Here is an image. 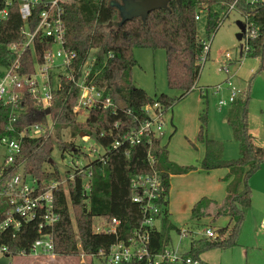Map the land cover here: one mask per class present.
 I'll return each instance as SVG.
<instances>
[{"label": "trees", "instance_id": "1", "mask_svg": "<svg viewBox=\"0 0 264 264\" xmlns=\"http://www.w3.org/2000/svg\"><path fill=\"white\" fill-rule=\"evenodd\" d=\"M2 1L0 0V8L3 6ZM41 1L33 8V14L27 21L31 30H35L45 7V0ZM111 1L63 0L62 5L66 46L78 54L71 70L79 75L88 56L95 50L96 59L92 65L90 80L103 92L105 98L112 100V106H94L86 111L84 119H80L81 112L74 110L80 88L64 76L54 91L49 112L27 90L23 91V98L17 106L0 102V140L9 135L15 137L21 145L14 163L7 164V157L0 167V186L21 170L33 176L40 187H47L53 182L59 183L55 192V211L59 219L54 225H47L42 213H39L31 220L19 217L22 223L20 230L7 229L0 233V243L9 247L11 258L22 251H30L32 243L43 235L53 237L56 254L78 253L79 245L73 229L71 207L76 210L74 216L82 251L88 255L107 257L115 243L128 242L140 227L145 214L132 199L131 178L136 174L151 173L153 166L160 171L165 189L159 218L164 219L165 226L169 224L166 228H155L151 232L150 250L159 252L170 245L167 229L174 228L169 220L168 209L170 178L172 175L188 173L196 167L178 165L169 159L164 132L151 137V143L143 141L133 145L128 154L124 147L114 148L115 141L121 140L147 117L145 105L158 100L168 109L175 100L167 94L153 98L134 83L132 69L137 64L134 49H164L169 85L181 90L180 98H183L197 88L203 66L204 48L198 30L197 13L202 5H208L210 12L207 15L206 31L210 37L220 27L219 12L216 9L227 7L233 0H172L167 9L153 11L146 21L135 18L121 25L118 24L119 11L111 6ZM20 3V0H15L10 8L9 19L0 22V67L5 69L4 72L0 71V77L17 58L18 50L24 48L20 55L21 73L30 74L35 72L36 66L43 62L45 52L52 47L50 38L41 34L35 36L31 45L25 46L27 36L22 32L25 22L20 15ZM246 10L250 19L256 23L258 32L257 37L250 42L254 50L252 54L260 58L259 71H264V6L248 7ZM12 44L17 45V50L10 48ZM249 100L250 94L245 91L231 104L227 115L234 138L240 144L237 159L226 160L222 156L223 143L200 134L206 144L203 170L208 172L217 168L228 169L223 178L226 182V200L218 208L214 219L225 215L229 219L227 226L213 228L216 237L203 234V238L191 241L188 253L182 254L184 257L198 259L201 264H208L201 260L202 252L214 247L228 248L235 244L246 212L252 206L249 181L264 162V146L248 130ZM31 125H38L41 134L31 135L27 130ZM51 126L56 127L62 156L69 152L77 158L89 159L74 171L73 178H70L71 170L61 172L52 157L54 146L51 135L48 134ZM65 129H70L72 138L85 135L95 139L103 149V159L99 156L89 157L74 139L68 142L62 139L61 142ZM149 152L153 155L154 164L149 158ZM87 184L89 189H86ZM212 203L216 204V201L207 197L197 201L192 209V218L201 220L202 216L211 215L209 208L204 206L209 207ZM10 211L11 206L0 198V222ZM96 217H102L106 224H112L113 218L118 219L116 232L96 231ZM132 264L149 263L135 260Z\"/></svg>", "mask_w": 264, "mask_h": 264}, {"label": "rangeland", "instance_id": "2", "mask_svg": "<svg viewBox=\"0 0 264 264\" xmlns=\"http://www.w3.org/2000/svg\"><path fill=\"white\" fill-rule=\"evenodd\" d=\"M72 2L73 0H67ZM219 17L224 9H217ZM244 17L239 11H232L210 38L206 31L207 15L202 13L198 21V30L201 39H210V51L197 81V88L191 90L183 98H180L182 91L172 88L168 82L167 55L164 49H151L138 47L134 49V56L137 64L132 69L134 83L145 89L149 96L156 97L167 94L175 99L173 106L166 113V135L164 142L167 143L169 159L178 165L194 166L185 174L174 175L170 179V203L172 216L170 223L174 228H168L171 239L170 245L178 247V252L188 253L191 241L203 238L206 228H221L227 226L229 219L219 216L214 219L218 208L226 200V182L224 177L228 173L227 168H217L205 171L202 168V161L206 154V144L200 134L210 139L223 143L222 156L226 160L237 159L240 155V144L234 138L233 129L228 123L227 115L231 105L220 106L219 101L227 98L229 78L238 89L239 95L245 91L249 92L248 102V130L256 137L257 142L264 146V71H259L260 58L253 54L240 57V51L244 47L242 38L243 29L240 22ZM27 32L29 29L27 28ZM230 51L233 60H225L224 53ZM96 51L91 52L94 57ZM225 66V67H224ZM41 66H36L39 75ZM0 67V71L4 72ZM43 82V77L39 75ZM55 76H53L54 80ZM220 85V92L216 93V87ZM207 88L208 93L202 92ZM205 91V90H204ZM156 99V98H155ZM86 112H81L80 119L85 118ZM49 124L51 121L49 120ZM174 125V127H173ZM70 129L63 131V140L71 141L80 146L89 157L93 158L103 153L100 144L93 138L85 135H78L75 138L69 134ZM30 134L40 135L41 131L31 129ZM53 141L52 157L61 172L73 170L76 161L86 164L89 159L75 157L69 152L62 156L58 146L60 143L56 137V127H49L48 131ZM171 135V136H170ZM63 139V140H62ZM65 141V142H66ZM9 154L7 145L0 140V167L4 164ZM23 172V171H21ZM31 183V177H27ZM250 187L252 190V206L247 210L244 222L236 238L235 244L228 248L214 247L200 254L202 261L208 264H264V162L260 168L251 176ZM207 197L214 199L212 203L204 206L209 208L211 215L202 216L200 220L192 218V209L197 201ZM218 206V207H217ZM73 220V229L79 245V252L72 255H60L55 252L49 255H26L13 256L11 264H110V257L94 256L85 254L82 251L79 236L77 234L75 208H70ZM102 217H96V223H105ZM159 229L166 228L163 218L155 221ZM96 229V228H95ZM179 229L188 230L187 235L180 236ZM121 264V263H118Z\"/></svg>", "mask_w": 264, "mask_h": 264}, {"label": "built area", "instance_id": "3", "mask_svg": "<svg viewBox=\"0 0 264 264\" xmlns=\"http://www.w3.org/2000/svg\"><path fill=\"white\" fill-rule=\"evenodd\" d=\"M15 0H3V6L0 8V22L8 20L10 17V8L14 5ZM63 0H45V7L41 11L40 19L35 27L31 30L28 26V19L33 14V8L40 4L41 0H20V15L25 22L22 27V32L26 34L27 41L25 46H29L34 42L36 35L41 34L47 36L52 41L50 47L44 54V60L38 65L41 66L39 75L43 77V82L39 80L37 71L30 74H23L20 71L21 51L18 50V56L14 62L6 68L3 76L0 77V102L17 106L23 98V91L27 90L42 106L49 109L54 97V91L61 84L63 76L67 80L77 84L80 88L79 98L74 108L75 111L86 112L94 106L107 108L112 106V100L109 97H104V94L90 80L93 62L96 55L88 56L79 75L72 72L71 68L78 54L75 50H71L66 46V29L63 21ZM264 0H233L224 9L222 16L219 17L221 25L225 18L232 11H239L243 17V33L244 47L240 51V57L253 53L251 40L258 35L257 25L252 21L247 13L248 7H262ZM218 12V10L216 9ZM210 9L207 4L202 5L200 12L197 13L196 19L199 21L202 18V13L208 15ZM27 28L29 32H27ZM210 38V37H209ZM204 56L202 63L207 60L210 51V39H201ZM12 50H17V45L12 44ZM225 60H233V55L230 51L224 53ZM225 67V66H224ZM53 76H55L53 80ZM228 87L227 98L219 101L220 106L232 104L239 96L238 89L233 85L228 78L226 80ZM205 90V91H204ZM221 86L216 87V93L220 92ZM202 92L208 93L207 88H202ZM160 101L155 100L144 106V111L147 117L139 123V126L128 131L121 140L114 142V148L124 147L128 154L133 145L140 144L143 141L151 143V137L159 136L162 132L166 133V113L169 111ZM37 129L38 125H31L28 131ZM30 133V132H29ZM24 134V133H23ZM32 135V134H31ZM88 138V136H87ZM1 141L7 145L9 154L7 164H12L15 161L16 155L19 154L21 145L20 142L9 135L1 138ZM97 153H94L96 157ZM103 154V153H102ZM102 154L98 156L102 157ZM149 158L154 164V158L149 152ZM82 163L76 161L73 165V170L70 173V178L74 177V171L82 167ZM22 171V170H21ZM17 172L9 181L0 186V198L11 206L9 215L0 222V233L7 229L18 231L21 229V218L31 220L37 217L39 213L47 225H54L59 219L58 213L55 211V192L58 190L59 183L53 182L47 187H40L39 183L33 176L24 172ZM31 177L32 182H27V177ZM131 188L133 191L132 199L138 203L145 214V217L138 229L135 230L134 236L128 242H117L112 247L107 257L110 264H132L135 260H145L149 264H161L170 262L178 264L184 262L186 264H201L198 259L190 256L184 257L181 252H178V247L173 245L166 246L162 251L153 252L150 250L151 232L157 228L155 221L162 213V199H165L164 185L160 171L153 166L151 173H142L133 175L131 178ZM89 189V184L86 185ZM18 216V217H17ZM264 220V219H263ZM119 224L118 219L113 218L112 224L96 223L95 230L116 232V225ZM188 230H182L180 236L187 235ZM207 237H216V232L213 228L208 227L203 233ZM55 252V241L51 235H43L37 238L31 245L30 251H22L19 255H39L52 254ZM6 254L10 255L9 247L0 243V258ZM11 259V255H10Z\"/></svg>", "mask_w": 264, "mask_h": 264}, {"label": "water", "instance_id": "4", "mask_svg": "<svg viewBox=\"0 0 264 264\" xmlns=\"http://www.w3.org/2000/svg\"><path fill=\"white\" fill-rule=\"evenodd\" d=\"M171 1L172 0H112L110 4L118 9L120 14V21L118 24L121 25L135 18H141L143 21H146L150 13L159 9H167ZM239 24L242 29H244L243 23L240 22ZM5 200L9 202V199ZM0 264H11L10 255L6 254L1 257Z\"/></svg>", "mask_w": 264, "mask_h": 264}, {"label": "crops", "instance_id": "5", "mask_svg": "<svg viewBox=\"0 0 264 264\" xmlns=\"http://www.w3.org/2000/svg\"><path fill=\"white\" fill-rule=\"evenodd\" d=\"M174 127V125H173ZM177 175V174H176ZM174 175L171 176V178L173 177ZM170 178V179H171ZM168 209H169V213H170V217L172 216V208H171V203H170V192H169V206H168ZM210 211V210H209ZM157 227V225H156ZM44 255H49V254H44ZM52 255V254H51ZM52 256H55V255H52Z\"/></svg>", "mask_w": 264, "mask_h": 264}]
</instances>
